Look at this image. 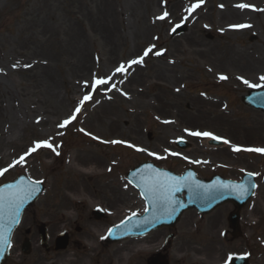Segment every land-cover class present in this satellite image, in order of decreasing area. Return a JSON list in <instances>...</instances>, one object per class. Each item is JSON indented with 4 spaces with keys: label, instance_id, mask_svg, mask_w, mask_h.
I'll list each match as a JSON object with an SVG mask.
<instances>
[{
    "label": "rangeland",
    "instance_id": "1",
    "mask_svg": "<svg viewBox=\"0 0 264 264\" xmlns=\"http://www.w3.org/2000/svg\"><path fill=\"white\" fill-rule=\"evenodd\" d=\"M197 3L0 0V169L18 160L34 141L48 140L53 146L38 149L0 176V185L21 174L45 184L23 221L57 222L60 229L79 221L80 237L98 240L99 230L90 224L96 221L93 209L106 215L101 225L106 230L146 209L126 179L131 168L152 160L181 173L197 160L204 162L196 168L203 177L221 173L240 179L243 172L258 173V188L242 210V238L227 234L224 217L231 205L201 220L186 214L180 225L192 218L205 223L200 237L208 242L212 262L247 254L252 264H264V154L231 147L264 148V115L241 102L254 88L243 80L264 86L259 79L264 75V0H203L189 11ZM241 3L254 8L237 7ZM165 12L168 16L159 19ZM181 23L188 24L186 31L172 34ZM238 24L250 27H230ZM253 33L257 39L251 42ZM153 45L143 63L129 64ZM121 64L126 71L116 73ZM108 77L106 86L90 87L93 78ZM87 94L92 98L79 105ZM78 106L76 119L59 128ZM185 129L211 132L230 144L209 148L204 137ZM178 139L191 143L185 152L174 146ZM88 159L102 161V166L87 174L78 163ZM117 198L123 213L114 218ZM128 243L101 251L118 260L123 250L132 251ZM93 249L82 243L76 252L92 257Z\"/></svg>",
    "mask_w": 264,
    "mask_h": 264
},
{
    "label": "flooded vegetation",
    "instance_id": "2",
    "mask_svg": "<svg viewBox=\"0 0 264 264\" xmlns=\"http://www.w3.org/2000/svg\"><path fill=\"white\" fill-rule=\"evenodd\" d=\"M202 163H197L196 168ZM218 167L220 169L223 168L221 166ZM196 171L200 175L197 169ZM214 174L218 173H213L206 178H210ZM220 175L223 174L220 173ZM186 214H194L201 220L213 213L203 215L193 209L187 211L184 216ZM105 217L106 215L104 214L101 219H96V221L90 223L99 230L97 232L100 237L98 240L94 239V237H80L82 227L79 225L81 223L79 221L68 222L66 224H69V226H64L61 229L56 225L57 222H49L47 224L46 222L22 221L14 232L10 255L5 264H222L224 261L222 260L220 263L212 262V258L208 254V242L203 237H200L201 232L207 228H205L203 221L197 222L192 218L187 221L188 224L186 222L185 226H181V220L173 229L160 228L143 236L111 241L108 239L109 231L105 228L102 229L101 226L102 219ZM228 217L229 214L224 217L227 223ZM224 218L220 219V224H222ZM42 226L46 227L48 236V241L45 244L42 242L40 231ZM64 233L67 234V245L65 248H61L57 244V238ZM227 233L230 234V231ZM101 237H104V239H101ZM26 239L30 241L31 253L29 255L23 253V245ZM126 240L129 241L128 246L130 249H133L132 251L123 250L122 256L118 260L101 251L105 246L118 244ZM82 243L92 249L94 248L91 251L93 253L92 257L87 255L81 257L77 254L76 251ZM136 248L142 252L136 253ZM249 264H252L251 257Z\"/></svg>",
    "mask_w": 264,
    "mask_h": 264
},
{
    "label": "snow or ice",
    "instance_id": "3",
    "mask_svg": "<svg viewBox=\"0 0 264 264\" xmlns=\"http://www.w3.org/2000/svg\"><path fill=\"white\" fill-rule=\"evenodd\" d=\"M200 3H203V0H199V3L193 4L189 11L192 9H195L199 6ZM221 7H223L221 5ZM239 8H249L253 7V5H248L241 3L237 5ZM261 11H264V9H261ZM166 16H168V13L165 12L159 19H164ZM232 28H245L250 27V25L245 24H239V25H231ZM153 46H150L148 49H146L143 52V55H141L138 59L129 61V64H139L144 62V58L149 55L150 52L153 50ZM160 52H157L156 55H160ZM126 68L125 65L121 64L115 69L116 73H122L125 72ZM221 80L227 79L226 76L220 75L219 77ZM111 77L108 78H93V82L91 83L90 87L92 89H97L98 86H106L109 82ZM243 79V78H241ZM262 84H264V75H261L259 77ZM245 84H247L249 87H261V84H251L247 80H243ZM86 86L87 83H86ZM113 87H115L113 85ZM92 97L90 94L84 95L83 99L79 101V105H83L86 101L90 100ZM80 112V107L78 106L75 111L68 116L67 119L62 121L58 127L64 128L68 124H70L73 120L76 119V113ZM165 123H168V121H165ZM83 131V129L81 130ZM185 132H188L192 136H198V137H207L214 140H220L221 137L215 136L211 132H201V131H190L188 129H185ZM89 135H91L89 133ZM112 144H118V143H127L124 141H110ZM224 143L229 144L230 141L224 140ZM128 147L136 148L137 151H147V149H140L137 148L135 145L128 144ZM45 147V148H52V144L48 140H40V141H34L33 146L30 147L23 155L19 157L18 160H14L11 164L7 166V168L0 169V176H2L5 172L8 171L9 168H12L16 166L17 164H23L25 163V157L30 155L31 153L36 152L38 149ZM232 150L235 152L240 151H247V152H255L264 154V148L259 147H248L243 148L238 145H231ZM151 156H155L158 159H162L163 157L157 156L156 153L149 152L148 153ZM172 155H178L177 153H172ZM184 159H188L187 157H184ZM194 163H199V161H193ZM248 176H255L258 175V173H247ZM41 181L39 180H31L25 179L24 177H20L18 182L16 183H8L0 187V220H2L5 216L7 217L9 221V227L7 228V231H10V224L17 222V218L20 213L21 207L24 205V203L29 200L36 192L39 191V185ZM219 187L224 189H230L236 193H238L241 197L245 196L248 193V186L244 183L236 184L231 182H218ZM138 186L142 189L141 195L145 197V199L151 204L153 209V214H165L168 216H171V214L176 210L174 205H177L179 202L175 199V193L180 192L183 188H188L190 193L199 195L200 190L204 189L207 191L208 186L200 184L199 181L195 180L193 174L189 172L187 175L183 176H173L169 174L166 171H163L159 168H155L152 164H145L143 169L140 171V181ZM211 187H216V185H213ZM252 187H255L253 184ZM145 211L147 212L148 209L146 208ZM133 216L136 214L133 213ZM147 219V218H146ZM123 223V222H121ZM111 229H109V233H111ZM0 239H6V236L4 235V225L3 223H0ZM101 239H104V237H101Z\"/></svg>",
    "mask_w": 264,
    "mask_h": 264
},
{
    "label": "water",
    "instance_id": "4",
    "mask_svg": "<svg viewBox=\"0 0 264 264\" xmlns=\"http://www.w3.org/2000/svg\"><path fill=\"white\" fill-rule=\"evenodd\" d=\"M186 29H187L186 26H181L178 28L176 33H182L186 31ZM243 101L250 106H254L264 111V89L250 91L249 94L243 98ZM208 144L212 146H216L219 145L220 142L210 140L208 141ZM144 165L145 164L135 168L128 175V179L140 191H142V189L138 186V184L140 181V171L143 169ZM193 176L195 180L200 182V184L208 186L207 191L201 189L200 194L196 195L190 193L188 188H183L180 192L175 193V199L179 203L177 205H174L176 210L171 214V216L165 214L154 215L151 204L143 196L148 206L150 207V210L147 211L146 215H144L143 217H132L121 226L115 228L110 234L111 239H119L127 235L140 234L143 233L145 230L155 229L160 226H174L175 223L179 220L182 213L187 209L196 207L203 212H209L213 210L215 207L226 202H232L236 207V210L231 213L230 223H231V227L234 230H237L239 228L240 210L244 205H246L248 199L252 194V190H253L252 185L249 186L248 193L245 196L241 197L238 193L230 189H224L219 187L218 182H220V180L215 179L214 181L207 182L204 180H198L194 174ZM21 177H24L26 180L28 179L26 176H21ZM19 179L20 177L12 183L18 182ZM213 185H216V187H211ZM43 190H44V186L42 183H40L39 191L36 192L21 207L19 216L17 218V222L10 224V228H11L10 231H7V228L9 227V221L7 217L5 216L2 220H0V223H3L4 225V235L6 236V239H0V264H3L4 261L6 260L12 232L15 229L18 221L20 220L23 211L37 200V198L41 195ZM183 192H185L186 194L185 201L182 199ZM96 216L100 218V214H97Z\"/></svg>",
    "mask_w": 264,
    "mask_h": 264
},
{
    "label": "bare ground",
    "instance_id": "5",
    "mask_svg": "<svg viewBox=\"0 0 264 264\" xmlns=\"http://www.w3.org/2000/svg\"><path fill=\"white\" fill-rule=\"evenodd\" d=\"M102 163H103L102 161H97V160L95 161L93 159L92 160L88 159L85 162H83L82 164L78 163V165H80V168H82L83 172H85L87 174H92V172H94L95 169L99 168V166H102ZM122 207H123L122 201L117 198L116 205L112 209V213H113L114 218H117L118 215L123 213Z\"/></svg>",
    "mask_w": 264,
    "mask_h": 264
}]
</instances>
